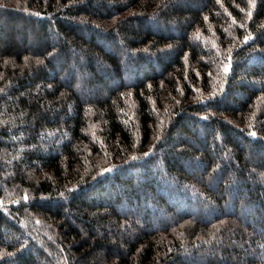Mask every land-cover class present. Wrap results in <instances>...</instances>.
<instances>
[{"label":"trees","instance_id":"1","mask_svg":"<svg viewBox=\"0 0 264 264\" xmlns=\"http://www.w3.org/2000/svg\"><path fill=\"white\" fill-rule=\"evenodd\" d=\"M0 264H264V0H0Z\"/></svg>","mask_w":264,"mask_h":264},{"label":"snow or ice","instance_id":"2","mask_svg":"<svg viewBox=\"0 0 264 264\" xmlns=\"http://www.w3.org/2000/svg\"><path fill=\"white\" fill-rule=\"evenodd\" d=\"M217 2H219V0H217ZM249 2H250V4H252V6L254 7V0H249ZM249 38H250V37L246 36V37H245V42H247V40H248ZM226 70H227V69H226ZM251 135L255 136L256 133L253 132V133H251ZM145 155H147V153H145ZM25 199H27V196L25 197ZM8 255H11V253H9Z\"/></svg>","mask_w":264,"mask_h":264}]
</instances>
